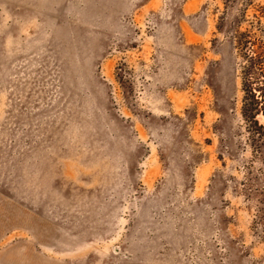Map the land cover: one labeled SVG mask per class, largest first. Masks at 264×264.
Listing matches in <instances>:
<instances>
[{
	"label": "rangeland",
	"instance_id": "obj_1",
	"mask_svg": "<svg viewBox=\"0 0 264 264\" xmlns=\"http://www.w3.org/2000/svg\"><path fill=\"white\" fill-rule=\"evenodd\" d=\"M260 7L0 0V264H264Z\"/></svg>",
	"mask_w": 264,
	"mask_h": 264
},
{
	"label": "trees",
	"instance_id": "obj_2",
	"mask_svg": "<svg viewBox=\"0 0 264 264\" xmlns=\"http://www.w3.org/2000/svg\"><path fill=\"white\" fill-rule=\"evenodd\" d=\"M264 16V7H260ZM254 30L237 31L236 45L242 51L244 65L241 71V115L247 123L248 134L256 154H264V24H254Z\"/></svg>",
	"mask_w": 264,
	"mask_h": 264
}]
</instances>
